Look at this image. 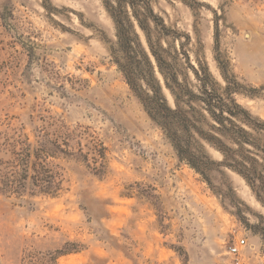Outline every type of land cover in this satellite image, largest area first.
<instances>
[{
    "label": "rangeland",
    "instance_id": "374dc122",
    "mask_svg": "<svg viewBox=\"0 0 264 264\" xmlns=\"http://www.w3.org/2000/svg\"><path fill=\"white\" fill-rule=\"evenodd\" d=\"M151 2L168 27L191 35L192 64L200 41L198 54L222 81L219 38L247 90L238 102L264 121V0ZM116 39L104 0H0V136H70L89 155L56 161L55 197L0 193V264L67 243L79 251L58 264H232L227 247L242 237L264 264V205L232 170L204 177L179 160L112 64Z\"/></svg>",
    "mask_w": 264,
    "mask_h": 264
},
{
    "label": "trees",
    "instance_id": "16d2710c",
    "mask_svg": "<svg viewBox=\"0 0 264 264\" xmlns=\"http://www.w3.org/2000/svg\"><path fill=\"white\" fill-rule=\"evenodd\" d=\"M104 4L116 27L111 62L179 160L204 177L216 167L232 170L264 205V121L238 102L237 94L247 90L222 56L219 38H215V61L222 81L198 54L200 41L192 64L191 35L168 27L151 0H104ZM165 38L179 43V48H165ZM70 141V136H36L35 142L26 136H0V193L57 196L63 180L56 161H89V155L82 148L76 151ZM208 149L222 159L214 160ZM97 155L103 160L105 148ZM94 170L103 174L104 164L98 166L96 161ZM78 248L67 243L55 252H29L22 264H58L60 256Z\"/></svg>",
    "mask_w": 264,
    "mask_h": 264
},
{
    "label": "built area",
    "instance_id": "2783aa9c",
    "mask_svg": "<svg viewBox=\"0 0 264 264\" xmlns=\"http://www.w3.org/2000/svg\"><path fill=\"white\" fill-rule=\"evenodd\" d=\"M248 240L245 238H236L235 241L227 247V255L232 264H255L248 252Z\"/></svg>",
    "mask_w": 264,
    "mask_h": 264
}]
</instances>
